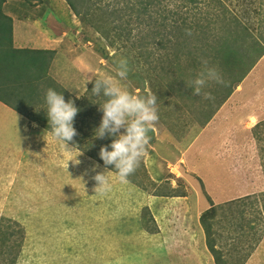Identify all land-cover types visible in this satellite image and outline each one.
<instances>
[{"label": "rangeland", "instance_id": "374dc122", "mask_svg": "<svg viewBox=\"0 0 264 264\" xmlns=\"http://www.w3.org/2000/svg\"><path fill=\"white\" fill-rule=\"evenodd\" d=\"M76 1L80 10L95 5V12L88 17L76 16L65 0H42L34 4L4 0L1 5L7 15L16 8L15 13L10 12L13 18L32 19L28 14L39 13L46 22L53 19L48 14L51 7L56 16L61 8L72 12L78 31L90 41L86 48L89 47L93 58L89 57L91 70L86 81L112 78L133 94L157 96L159 119L154 124L155 132L151 130L152 138L140 163L146 166L148 157L150 161L157 157L159 168L154 164L152 175L163 177L151 181V185L144 180L137 184L134 181L138 176L145 175L138 167L127 179L146 194L132 187L131 197L128 187L120 184L119 176L114 174L109 179L108 190L96 194L94 189L98 185L92 177L103 172L96 155L92 157L96 162L78 167L69 161L66 168L69 154L61 143L52 135L45 137L31 128L30 120L35 112L33 96L25 97L22 91L23 95L19 92L14 97L11 91H6L7 87H0V97L8 105L17 102L20 96L23 103H17L24 110L20 114L29 123L26 131L17 113L7 109L8 105H0V264H264V54L241 74L242 57L236 56L235 66L225 64V58L230 57L224 55L230 54L231 48L228 52H214L213 36L219 33L215 26L214 34L197 33L193 39L184 36V40L174 41L179 46L176 44L168 51L163 49L171 44L161 49L149 44L155 56L144 58L148 65L139 56V43H150L149 27L138 26L135 20L129 24L123 21L122 32L129 40L121 38L111 45L92 23L103 25V3L112 4L113 0ZM161 2L171 9L181 1ZM258 2L261 0H247L245 5L257 7ZM223 3L240 14L236 0ZM23 12L26 14L22 15ZM1 17L0 84L12 71L18 73L25 85L34 87L28 80L31 77L27 78L30 73L26 67L34 72L47 59L41 52H28L24 57L20 55V60H11L6 54L10 21ZM251 20L256 21V16ZM44 21L35 22V26L39 28L41 24L43 29ZM118 22L114 20L117 25ZM38 41L33 36L31 43ZM103 45L106 53L98 48ZM74 46L77 47L76 43ZM70 55L73 54L62 55L63 60L70 62L59 69L58 75L54 73L65 84L83 80L86 75L76 68L81 66L79 61L71 63L74 56ZM161 56L163 60L159 59ZM122 59L127 61L126 80L116 75ZM203 61L218 71L223 83L209 81L196 95L189 85L203 70ZM44 82L34 87L40 96ZM50 82L55 88V83ZM91 85L94 87V83ZM91 90L75 91L73 98L81 94L86 97ZM36 99L41 100L39 96ZM103 99L102 92L100 97L92 96L89 111L87 104L74 100L80 109L78 114L81 109L85 116L98 109L99 112L89 117L93 119L90 123L98 127L102 114L97 115L100 105L96 108L95 103L102 104ZM42 108L47 105L43 103ZM87 130L80 129V133ZM112 139L106 134L103 140L109 143L104 142L105 145ZM156 141H162L165 146L159 150ZM93 164L99 165L95 171ZM150 164L147 166L151 167ZM235 173L239 176L233 183ZM258 179L260 185L255 186ZM248 182L255 187L251 192L243 186ZM214 183L225 188V197L238 198L211 202L205 189L216 194L218 186ZM236 187H240L238 192L234 191ZM193 194L197 195L190 196ZM176 195L186 198L172 197ZM122 196L132 201H122L119 199ZM206 208L210 211H205ZM203 222L209 227V236ZM208 241L214 249L208 246ZM55 247H59L56 252Z\"/></svg>", "mask_w": 264, "mask_h": 264}, {"label": "trees", "instance_id": "16d2710c", "mask_svg": "<svg viewBox=\"0 0 264 264\" xmlns=\"http://www.w3.org/2000/svg\"><path fill=\"white\" fill-rule=\"evenodd\" d=\"M4 0H0V17L8 19L9 22V45L6 49V54L12 60L21 57H24L28 52H41L47 60L41 64V68L34 70H29L30 67H26L28 73L27 78H30L29 82H33L34 87H38L42 81L44 82V87L40 90V93L47 88L48 81L50 78L47 77L48 66L50 65L51 59L53 58L54 51L52 50H37V49H17L13 47L12 38H11V17L6 15L2 11L1 3ZM23 3L34 4L35 2H42V0H20ZM181 1L179 5H172L171 9L165 7L161 0H124L121 3V0H113V3H103V25H95L93 27L99 31L105 40L109 44L113 45L117 40L124 38V40H129L128 35L122 32V28L125 27L123 21L126 24H129L132 20H135L136 24L139 26L149 27L150 29V43L143 44L139 43L140 48V58L144 60L148 65L146 57L154 55L155 50L149 49V44L154 43L157 48L161 49L165 44L167 45L166 49L174 47L177 41L184 40V38L195 37L197 33L200 34H214L215 26L218 27V34L213 36V50L215 53H223L225 50L228 52L231 48L230 54L225 53V64H231L235 66V58L242 57L241 64L239 68L242 67V73H246L250 67L256 62V60L264 54V0H261V3L258 2V6L245 5L247 0H236L240 8V14L231 11L224 3V0H178ZM69 5L71 10L76 16H86L88 17L91 13L95 12V5L88 6L86 5L83 10H80L77 6V1L75 0H65ZM27 4V5H29ZM165 7V8H164ZM164 8V9H162ZM99 11V10H98ZM56 13V12H55ZM25 14V12H23ZM102 14V13H101ZM56 15V14H55ZM256 16V21H252L251 18ZM56 17V16H55ZM60 19L62 14L58 13ZM126 17V18H125ZM135 17V19H129ZM102 18V17H101ZM124 18V19H123ZM63 19V18H62ZM64 20V19H63ZM114 20H119L118 25L114 23ZM66 23L67 21L64 20ZM113 23V24H112ZM133 23V22H131ZM101 24V23H100ZM221 31V32H220ZM223 31V32H222ZM99 32V33H100ZM142 32V31H139ZM204 32V33H203ZM129 34V33H128ZM1 36V35H0ZM185 36V37H184ZM205 38V36H203ZM176 41V42H174ZM2 39L0 37V43ZM179 46V44H178ZM99 50L103 53L105 50V45L98 47ZM233 48V50H232ZM168 51V50H167ZM234 51V53H233ZM105 52V51H104ZM166 52V51H165ZM165 52L164 55H165ZM106 53V52H105ZM172 53H170L171 55ZM145 55V57H143ZM173 55V54H172ZM155 56V55H154ZM153 56V57H154ZM43 57V58H44ZM164 57V56H163ZM29 58V56H28ZM155 59V58H154ZM160 60H163L162 56L159 57ZM13 66V65H12ZM46 66V68H44ZM35 67V66H34ZM44 68V69H43ZM43 69V70H42ZM11 70V69H10ZM16 70V68H15ZM8 71V70H7ZM6 71V72H7ZM37 73V74H36ZM4 83V84H3ZM3 83L0 84V87H7L6 91H11L10 94L14 97L19 95V92L23 96H33V100L37 101L36 96L39 95L38 91L34 90V87L25 85L22 80L18 77L17 72H9V78L6 76L3 79ZM25 87V89L22 87ZM9 87V88H8ZM36 87V88H37ZM92 85L89 89H92ZM29 88L34 91H29ZM35 88V89H36ZM90 92L88 91L86 95ZM0 101L5 103V99L0 97ZM17 102H21L20 96ZM17 102L8 105L10 108L15 110L18 113H22L24 110L18 105ZM23 103V102H21ZM16 104V105H15ZM96 104L99 106V104ZM98 110V109H97ZM96 112H99L97 111ZM95 112V113H96ZM95 113L91 111L90 116H94ZM102 112L100 111V113ZM100 124V123H99ZM91 128H96V123L90 125ZM47 130H49V125H47ZM50 131V130H49ZM91 158H95V154H89ZM98 163L103 165V161L100 160L99 156L96 155ZM95 160V159H94ZM264 205V204H263ZM264 209V208H263ZM205 211H210L207 209ZM203 217V216H202ZM204 220V219H203ZM203 224H205L203 222ZM206 232L209 236V227L206 226ZM208 246L211 249H214L213 244L208 241ZM216 252V250H213Z\"/></svg>", "mask_w": 264, "mask_h": 264}, {"label": "clouds", "instance_id": "9594fccd", "mask_svg": "<svg viewBox=\"0 0 264 264\" xmlns=\"http://www.w3.org/2000/svg\"><path fill=\"white\" fill-rule=\"evenodd\" d=\"M203 64V70L189 85L196 95L200 94L201 89L209 81L223 83L215 68L208 67L207 61H203ZM116 75L120 80L127 79L126 60L119 61ZM88 82L94 83L92 95L100 97L102 92L104 98L103 103L99 104L102 117L99 126L93 129V139H103L106 134L113 138L109 145L100 147L99 158L105 166L114 165L120 180L126 181L127 177L139 167L142 157L146 154L150 142L148 133L159 119L157 96L152 93L133 94L112 78ZM44 102L47 105L46 116L51 135L69 154L65 167L68 168L69 161L73 165H79L81 161L78 157L82 155V152L74 142V137L78 135L74 121L80 109L75 105L74 100L66 101L61 92L52 88L46 91ZM121 129H123L122 133ZM70 142L71 147H69ZM98 167V164H93L92 171ZM109 172H97L92 177L98 185L94 189L96 194H103L108 190Z\"/></svg>", "mask_w": 264, "mask_h": 264}, {"label": "crops", "instance_id": "0c3cea01", "mask_svg": "<svg viewBox=\"0 0 264 264\" xmlns=\"http://www.w3.org/2000/svg\"><path fill=\"white\" fill-rule=\"evenodd\" d=\"M39 4H41V3H39ZM36 6H38V4L35 5L34 7H36ZM60 8L61 7L59 5L58 10ZM15 9L16 8H12V10H10V12L12 11V13H15L14 12ZM53 10H54V8L51 7L50 12L48 13V14H51V16L53 17L51 22L44 21L46 19L45 16H43V14H39V13H38V15L28 14L32 19H29V18L16 19L15 17L13 18V15H11L10 12H8V16H10L11 20H12L11 21V37H12V44H13L14 48H17V49L28 48V49L52 50V51H54L53 58L51 59L50 65L48 66L47 74H48V76H53L50 78V81L55 83L56 87L52 88V83L50 81H48L49 84H47V88L45 87L44 90L40 93L41 96L37 95L40 97L41 100L40 101L37 100L38 104H36V101L34 102L35 112H34V115L31 117L32 119L30 120V121H32L31 123L33 124V125H31V128L32 129L35 128V129H33L34 130L33 132L38 133L39 135L42 134L45 137L48 135H51V131H49L50 129L47 130V128H46L48 125L47 116H46L47 108H45V109L42 108V104L45 103L44 102L45 93L49 88H52L56 91H58V89H59V92H61L64 95L66 101L68 99H72V100H76V102H77V100H79L80 102H84V104H87L86 109L88 111L90 110L91 106L93 105V102L90 101V99H92V96H93L91 92L88 95H86V97H84V95L82 96V94H81L80 96L78 95L79 96L78 99L77 98L74 99L75 97L73 98L75 91H76V93H79L78 91L80 89L86 90L87 88L90 87V85L92 83V82L89 83L88 81H86V78L88 77L87 73H88V70L90 68L89 59L93 58V57H91V51L89 50V47L86 48L87 46H89L90 41L88 38L83 36L78 31V26L75 25L76 23L72 19V16H74V15H72V12L70 14L69 11H66L63 8H61L60 12H58L59 14H62V18L65 21H67L65 23V22H60V20H62V21H64V20L62 18L60 19L59 17H57L55 15L56 11L53 12ZM22 15H24V14H22ZM40 20L44 21L43 29L41 27V24H40L39 28L35 26V22L40 23ZM28 21H30V22H28ZM29 23H31V24H29ZM40 30H42V31H40ZM69 35L72 36L70 39H68ZM78 35H80V36H78ZM33 36H37L39 38L40 41H38V44H32L31 43ZM75 43H76L77 47L74 46ZM70 45L73 47L70 48ZM74 49H76L77 52H75ZM69 53L73 54V55H70L71 57L74 56L73 58H71V63L72 62L75 63L76 61H79V64L81 66L76 67V68L78 70H79V68L82 69L86 73V75L83 76L84 77L83 80H81V79H79L78 81L71 80V81H69L68 84H65L61 80H59L54 75V73H56L58 75L59 74L58 71H60L59 69H63L64 67L67 66V63L70 62V60L67 62V61L63 60V58H62V55L69 56ZM61 58L63 61L61 60ZM90 70H91V68H90ZM61 89L63 91H61ZM1 104L3 106H7L6 104L0 103V105ZM7 107H8L7 109H10L13 112L17 113V115L20 116L21 119H23L22 123L26 125L23 127L27 131L29 123H27L26 118L23 117L20 113L16 112L12 108H10L9 106H7ZM41 110H44V111H41ZM81 110H82L80 112L81 114H78V117H75V121H74V127L76 128V130L78 132V135L76 137H74V142L79 145L80 151L82 152V155H80L78 157V159L81 161V163L78 165V167H80L81 165H86V164H91L92 162H96L92 158L88 157L87 153L98 155L100 147L104 146L105 143H109L108 140L93 139V129L94 128L90 127V125H91L90 121L93 119L92 118L89 119V117H92V116H90L89 114H87V116H85L83 109H81ZM80 129H88V130L85 131L84 133H80ZM5 131H6V128H5ZM152 131L155 132L154 126L152 128ZM152 131H149V133H148V136L151 138H152ZM156 142L158 145H160L159 150L165 146L164 144H161L162 141H156ZM69 147H71V142L69 144ZM151 150H152V147H151ZM156 158L150 161V157H148L147 159L149 161L146 163V166H145V163H144V166L142 163H140V165H141V166H139L140 169L142 170V172H145V175L140 174V176L142 175L145 178L142 179L140 176H138V180L134 181L135 183L139 184V181L144 180L147 182V185H151V181H153V182L154 181H160L162 179L163 176L161 178H158V177L155 178L152 175V170H153L152 166L154 164H156L158 167V163H157ZM87 161H90V163L89 162L86 163ZM150 163H152V164H150ZM147 164H150L151 167L147 166ZM101 166L103 168V172L110 171L108 173L109 179L113 178L114 175L118 176V174L116 172H114L115 171V169L113 168L114 166H109V165L105 166L104 164ZM237 176H239L237 173L232 175V177L234 179L233 183H236V180L238 178ZM245 176H246V174H244V177ZM245 178L247 179L248 177L246 176ZM259 181L260 180L258 179L255 186H257L258 184L260 185V183H258ZM134 182H132L128 179H126V181H123V182L120 181V184H124L128 187L131 197H133L134 191L131 190L130 188L134 187V188H136L135 190L141 191L139 186H137V184L135 185ZM204 184H205L206 188L209 189L207 183L204 182ZM214 186H218V191L216 194H210L205 189V192L210 197V198L209 197L208 198L211 202H219V201L229 202V201H233L236 198H238V197H225V191H226L225 188H221L218 184H215V183H214ZM243 186L247 187V189H248L247 192H251V189L255 188L249 182L244 184ZM239 190H240V187H236V189H234L235 192H238ZM142 191H143V194H146L144 190H142ZM247 192L245 195H248ZM194 195H197V194H193L190 196H194ZM229 196H231V195H229ZM172 197H176L177 199L186 198L185 195H176V196H172ZM154 198H156V197L154 196ZM190 198H192V197H190ZM119 199L122 201L128 200V202L132 201L131 199H129L127 197H123V199H121V198H119ZM198 201H199V198L195 199L196 203ZM58 248L59 247H55V248H53V250L56 252Z\"/></svg>", "mask_w": 264, "mask_h": 264}]
</instances>
